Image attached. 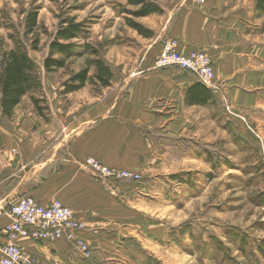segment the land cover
Segmentation results:
<instances>
[{
  "label": "crops",
  "instance_id": "obj_1",
  "mask_svg": "<svg viewBox=\"0 0 264 264\" xmlns=\"http://www.w3.org/2000/svg\"><path fill=\"white\" fill-rule=\"evenodd\" d=\"M221 2L207 0L204 6L188 2L169 18L165 33L180 40L183 53L207 51L214 60L217 82L227 81L236 91L235 73L248 64L250 51L248 46H237L241 35L235 34L232 15L220 13ZM156 42L131 69L120 75L113 70L109 97L74 114L51 109L45 120L33 104L38 115L22 114L21 124H16L21 103L12 117L0 112V259L6 242L3 230L11 222L10 205L26 195L43 203L60 200L71 207L86 224L81 235L92 248V257L84 258L64 239L18 238L40 262L146 264L149 244H161L163 224L158 217L181 184L162 168L202 161L209 145L189 136L188 127L178 126L190 105L187 90L198 78L178 66L156 67L162 47ZM222 89L223 94L212 90L214 97L208 103L194 104L211 106L217 122V104L223 112L227 106L238 114L227 89ZM46 95L52 108L51 96ZM40 123L34 130V124ZM88 157L140 172L142 179L99 177L83 165Z\"/></svg>",
  "mask_w": 264,
  "mask_h": 264
},
{
  "label": "rangeland",
  "instance_id": "obj_2",
  "mask_svg": "<svg viewBox=\"0 0 264 264\" xmlns=\"http://www.w3.org/2000/svg\"><path fill=\"white\" fill-rule=\"evenodd\" d=\"M152 1L161 6L162 12L137 17L133 12L139 7L133 0H0V15L8 24L1 31L6 46L12 45L9 34L14 28L22 34L28 12L39 11L41 48L30 50V54L39 67L43 90L23 97L13 121L21 124L22 114H39L32 95L46 98L48 92L52 108L46 99L42 103L47 106L44 112L49 114L53 109L69 115L109 97L113 83L100 88L90 81L67 94L62 88L97 57L116 74L131 69L150 44L169 37L165 33L169 18L191 0ZM221 1L220 13L227 18L232 15L235 34L241 35L237 46H248L250 51L248 64L235 73L236 91L227 81L217 82L221 89H227V98L238 114L227 106L224 113L217 104L218 124L211 106H187L178 126L188 127L187 134L207 143L209 152L203 153L202 161L162 168L181 184L176 195L172 194V206L169 200L160 212L161 244H149L146 264H264V12L257 8V0ZM66 16L83 22L88 31L72 40L78 44L74 49L77 53L67 59L65 67L46 71L43 60L49 42ZM130 20L152 29L155 36H142ZM85 43L91 48L84 51L79 45ZM41 125L34 124V130Z\"/></svg>",
  "mask_w": 264,
  "mask_h": 264
},
{
  "label": "trees",
  "instance_id": "obj_3",
  "mask_svg": "<svg viewBox=\"0 0 264 264\" xmlns=\"http://www.w3.org/2000/svg\"><path fill=\"white\" fill-rule=\"evenodd\" d=\"M138 9L133 13L135 16H147L152 13L162 12L161 6L152 0H133ZM257 8L264 12V0H257ZM130 24L139 34L146 38H153L155 32L144 24L130 20ZM8 24L0 15V112L12 117L15 108L21 103L23 97L33 91L43 90V82L39 67L30 54V50L38 51L41 48V33L39 31V11L28 12L22 34L15 30L9 34L11 46H6L2 37V29ZM9 27V26H8ZM85 24L76 18L66 16L61 19L56 33L49 42V51L43 60L46 71L63 68L67 59L77 53L76 45L72 40L82 37L87 33ZM84 51L91 48L90 43L79 45ZM91 65L95 72L91 73ZM113 69L101 57L91 61L86 68L74 73L71 78L64 82L62 91L64 94L83 88L88 82L94 83L100 88L109 87L112 84ZM213 92L204 84L198 82L187 90V103L206 104L213 100ZM32 102L41 115L47 106L42 104L45 96H31Z\"/></svg>",
  "mask_w": 264,
  "mask_h": 264
},
{
  "label": "built area",
  "instance_id": "obj_4",
  "mask_svg": "<svg viewBox=\"0 0 264 264\" xmlns=\"http://www.w3.org/2000/svg\"><path fill=\"white\" fill-rule=\"evenodd\" d=\"M205 1L191 0V3L201 5ZM161 43V52L155 62L156 67L178 66L195 74L199 82L211 90L222 92L221 86L216 81L214 60L207 51L193 49L183 53L180 50V40L172 36L163 38ZM227 108L230 110L229 107ZM83 165L102 178L131 182L142 179L140 172L113 168L94 157H88L83 161ZM9 215L11 222L3 230L6 242L2 247L0 264H54L50 261L40 262L30 255L18 243L20 237L38 242H56L64 239L84 258L92 257V248L81 235L86 224L62 201L53 200L43 203L32 195L21 196L10 205Z\"/></svg>",
  "mask_w": 264,
  "mask_h": 264
}]
</instances>
